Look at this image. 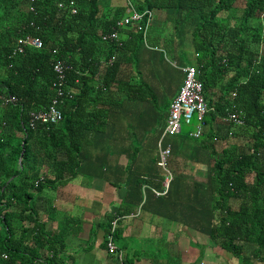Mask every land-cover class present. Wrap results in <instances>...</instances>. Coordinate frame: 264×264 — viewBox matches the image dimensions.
Returning <instances> with one entry per match:
<instances>
[{
  "label": "trees",
  "instance_id": "1",
  "mask_svg": "<svg viewBox=\"0 0 264 264\" xmlns=\"http://www.w3.org/2000/svg\"><path fill=\"white\" fill-rule=\"evenodd\" d=\"M128 1L152 12L146 36L134 23L118 27L127 6L112 7L105 0H0V264H65L64 239L51 235L37 217L36 193L77 174L84 145L94 136L88 131L99 111L105 112L113 85L131 100L148 102L147 82L117 83L123 60L116 53H131L139 71L143 48L178 53L181 44L195 51L191 64L198 68L209 107L204 135L193 139L190 128L184 136L207 147L214 161L210 185L218 196L212 211L218 213L205 232L240 264H264V0ZM156 10H173L177 26L161 45L154 35ZM115 30L118 39H103ZM29 35L44 46L19 51V39ZM59 60L71 66L60 106L63 120L32 125L31 112L46 110L57 95ZM229 111L241 112L239 129L252 139L248 151L217 148L225 141L215 122ZM46 164L55 176L43 170ZM247 244L253 246L250 255Z\"/></svg>",
  "mask_w": 264,
  "mask_h": 264
},
{
  "label": "crops",
  "instance_id": "2",
  "mask_svg": "<svg viewBox=\"0 0 264 264\" xmlns=\"http://www.w3.org/2000/svg\"><path fill=\"white\" fill-rule=\"evenodd\" d=\"M105 1L106 5L116 6L114 0ZM126 1L125 6L129 4ZM154 26V35L158 34L160 45L164 44L176 32L173 10H156ZM127 37L125 34L124 39ZM154 48L145 51L143 48L140 55L161 50ZM130 55L116 53L123 60L117 83L129 79L147 82L149 71L141 68L140 63L139 71L135 72ZM174 66L181 69V65ZM118 87L113 85L105 112L99 111V121L88 131L94 136L84 145L85 159L77 174L66 184L36 193L37 217L51 235L64 239L61 255L65 264H121L118 255L110 253L106 244L110 221L115 218H118L115 241L124 253V264H224V250L205 232L218 213L212 211V199L218 196L211 192L214 161L209 149L197 142L189 143L186 134L175 135L171 143L176 150L169 163L173 179L167 193L155 195L153 189L163 191L167 178L159 170L158 139L149 147L145 142L147 131L140 127V120L135 123L141 117L140 110L146 112L147 107L151 118L153 106L147 100L129 99ZM169 111L168 108L166 123ZM215 123L217 135L225 141L217 143L218 150L231 144L239 152L248 151L252 139L248 135L244 139L239 126H231L223 117ZM238 131L241 135H236ZM148 150L153 151L149 158ZM47 166L43 170L53 176L54 170ZM211 250L215 252L212 255Z\"/></svg>",
  "mask_w": 264,
  "mask_h": 264
},
{
  "label": "built area",
  "instance_id": "3",
  "mask_svg": "<svg viewBox=\"0 0 264 264\" xmlns=\"http://www.w3.org/2000/svg\"><path fill=\"white\" fill-rule=\"evenodd\" d=\"M75 5L74 1L71 2ZM62 5V3L60 4ZM128 14L117 23L118 27H124L130 23H134L139 30H143L145 35L148 31L149 25L152 21V12L139 11L131 3L127 5ZM73 12H77V8L74 6ZM148 15L147 18H145ZM146 22V23H145ZM142 23H145L143 25ZM120 33L115 30L109 35H104L103 39H118ZM26 45L36 48H42L44 46L43 41L39 37L27 36L19 39V51H23ZM115 56L112 57L111 62L115 61ZM71 66L64 61H57L54 64V70L57 74L58 88L57 95L52 99L51 104L46 110L39 112H31L32 125L36 121H40L43 124H58L63 120V111L61 110V103L63 102V96L65 92V84L67 80V71ZM181 69L185 75L184 83L171 103L167 123L164 131L162 132L160 139L158 140L159 148V165L164 168L170 175L164 181V190L153 189L155 195L160 196L169 190L171 181L173 179L172 172L168 168L170 159L172 157V145L165 142V139L170 136H175L182 131V124L191 125L196 118V124L193 129L190 130L189 135L192 138L198 139L204 135L205 120L209 111L208 102L204 95V88L202 81L198 78V68L195 65L187 64L181 66ZM223 120L228 124L234 126H240L244 123L241 116V112L229 111L223 117ZM232 133V132H230ZM118 228V218L110 221L108 231L106 233V244L108 251L112 254H117L121 264L123 263L124 253L118 248L115 241V232ZM4 257H7L4 254Z\"/></svg>",
  "mask_w": 264,
  "mask_h": 264
},
{
  "label": "rangeland",
  "instance_id": "4",
  "mask_svg": "<svg viewBox=\"0 0 264 264\" xmlns=\"http://www.w3.org/2000/svg\"><path fill=\"white\" fill-rule=\"evenodd\" d=\"M122 2L124 5H120ZM114 3H116V7L125 6L127 4V1L125 2V0H114ZM126 14H128L127 10H126ZM178 37H180V35ZM148 49H155V48L151 46V48H148ZM145 53H146L144 54L145 56L143 55L142 57L143 63L141 62L140 66L141 68L145 67L146 70L149 71L148 76L150 79L147 80V82H148V85L152 86V90L151 89L148 90L149 98L147 97V99H148V104H151L153 106V110H152V116L150 118L149 116L151 113L150 114L148 113L150 110V107L149 108L147 107L148 110L146 112L141 109L140 110L141 117L135 119V123L138 122L139 120L141 121L140 127L144 128L147 131L145 142L149 147H151L153 143L155 142L157 143V139L158 140L160 139V136L166 127V122H165L166 117L165 116L168 111V108L170 109V105L173 99L175 98V96L177 95V93L181 89V86L184 83L185 76L182 70L174 65L175 63L176 65L178 64L181 66L194 63L196 57H195V54H194L195 51L192 45H187V44L179 45L178 53L172 50H167V49L163 51L160 49H156V50H151L149 53L148 52H145ZM131 61L137 62L136 57L135 58L133 57ZM136 71L137 70H135V72ZM162 114L164 115L163 118H162ZM195 124H196V118L194 119L191 125H187L183 123L182 131L180 132L181 134L179 133L178 136L186 134L190 130V128L193 129L195 127ZM131 130L133 131V129ZM123 136L125 135L123 134ZM131 137H135V136L132 134ZM173 137L174 136L167 137L165 139V142H172ZM118 140H120L121 142V139L119 136H118ZM108 141L110 142V140H107V142ZM135 141H136L135 145H137L139 141L137 139ZM188 142L192 143L195 141H192L190 139ZM228 146H231V144ZM152 152H153L152 150H148V158H149V155L152 156ZM156 153L158 155V150L156 151ZM168 168L171 170L172 176H173L174 174L173 170L171 169L170 166H168ZM159 170L162 172V175L164 177L170 175L162 167H159ZM252 248L253 246L251 244H247L245 248L246 254L250 255ZM214 253L215 252L211 250V255ZM224 255H225V259L223 258L224 260L222 261L224 264H229V263L230 264H240V259L233 256L232 254L224 251Z\"/></svg>",
  "mask_w": 264,
  "mask_h": 264
}]
</instances>
